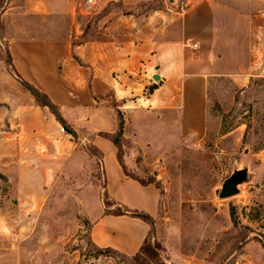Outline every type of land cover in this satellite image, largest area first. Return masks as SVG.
Masks as SVG:
<instances>
[{"label": "rangeland", "instance_id": "1", "mask_svg": "<svg viewBox=\"0 0 264 264\" xmlns=\"http://www.w3.org/2000/svg\"><path fill=\"white\" fill-rule=\"evenodd\" d=\"M75 1L72 22L34 14L27 0H0V264H240L245 252L264 254V77L257 66L264 34L253 29L247 34L238 20L245 12L264 14V0H249L247 10L236 0ZM202 1L218 13V28L207 34L196 29ZM187 17L192 18L182 39L189 49L187 75L199 76L205 62L213 69L193 108L149 110L140 102L131 111L118 110L121 105L105 96L116 111L118 129L111 139L126 175L153 182L161 195L159 216L152 221L155 238L151 230L132 260L89 242L92 208L79 202L88 173L81 187L65 171L39 184L38 172L62 171L69 153L57 160V147L66 149L74 139L14 76L7 46L16 40L63 39L70 29L77 44L104 40L105 33L110 43L178 42L180 22ZM237 73L244 77L235 78ZM149 87L141 98L152 92ZM196 114L199 129H190ZM84 141L80 148L94 154ZM30 163L38 169L30 170ZM242 169L249 182L236 195L219 199L215 192Z\"/></svg>", "mask_w": 264, "mask_h": 264}, {"label": "crops", "instance_id": "2", "mask_svg": "<svg viewBox=\"0 0 264 264\" xmlns=\"http://www.w3.org/2000/svg\"><path fill=\"white\" fill-rule=\"evenodd\" d=\"M27 2L30 11L38 15H57L73 22L77 14L75 0ZM236 2L247 10V2L250 1ZM195 17L199 31L207 34L218 28L215 7L204 1L198 3ZM191 19L187 17L181 20L182 37L178 42L145 40L138 43H110L105 33L104 40L77 44V33L71 29L63 39L8 42L7 57L12 70L19 76L18 80L48 99L64 123L65 130L74 139L67 141L66 149L57 147L56 159L69 153L62 171L42 170L38 172L37 180L41 186H45L65 171L74 185L81 187L83 173L89 174L90 182L83 183L79 202L82 207L92 208L87 236L96 248L134 257L149 236L151 225L138 217L118 216L112 212L116 206H120L156 220L161 201L160 190L155 185H142L124 173V163L118 157V150L110 140L101 136H112L118 129L116 111L105 96L110 94L114 103L121 105L117 107L118 110L131 111V108L139 107L140 102L148 104L149 110L162 107L183 109L186 104L187 109L190 104L193 108V100L207 87L208 76L213 69L205 62L199 76L187 75L189 49L182 39L188 37ZM238 20L245 22L247 34L252 29L264 34V14L245 12ZM214 44L216 50V40ZM238 52L236 50V54ZM248 54L245 53L246 62ZM257 66L259 75L264 77V55ZM157 68L161 76L159 84L151 79L157 73ZM242 77L244 74L235 75V78ZM147 86L155 88L146 98H141ZM188 114L189 111L186 117ZM197 116L200 117V114ZM199 117L190 129H199ZM84 139L94 154L80 148ZM27 167L35 171L38 164L30 163ZM104 201L110 205L109 208H105ZM248 246L249 243L244 248ZM245 253L242 255L245 262L240 264H264L263 253L258 252L256 256ZM249 259L253 262H248Z\"/></svg>", "mask_w": 264, "mask_h": 264}, {"label": "water", "instance_id": "3", "mask_svg": "<svg viewBox=\"0 0 264 264\" xmlns=\"http://www.w3.org/2000/svg\"><path fill=\"white\" fill-rule=\"evenodd\" d=\"M175 0H170L169 3L173 4ZM157 73L153 74L151 76L152 81L155 84H159L160 80H161V76L159 73V69H156ZM29 90L38 98V100L42 103V105H44V107H47L55 116L56 120L58 121V123L64 128L66 129L64 123L62 122V120L59 118L56 110L44 99L42 98L35 90H33L32 88L28 87ZM156 173H154L155 175ZM251 179L250 174L248 173L247 169H242V170H238L235 171L234 173H232V175H230L222 184L221 189L216 191V195L218 196L219 199H225V198H229L231 196H234L238 193V187L242 184L248 183L249 180ZM151 230H152V240H154L155 238V232H154V228L153 226H151Z\"/></svg>", "mask_w": 264, "mask_h": 264}, {"label": "trees", "instance_id": "4", "mask_svg": "<svg viewBox=\"0 0 264 264\" xmlns=\"http://www.w3.org/2000/svg\"><path fill=\"white\" fill-rule=\"evenodd\" d=\"M8 56V55H7ZM7 61H8V65H9V67L11 68V65L9 64V60H8V57H7ZM11 70H12V68H11ZM13 71V73H14V76L17 78V79H19V76L14 72V70H12ZM31 88V87H30ZM155 87H151V91L154 89ZM34 90V89H33ZM42 98H44L54 109H55V107L48 101V99L44 96V95H41L40 93H38ZM44 106V105H43ZM67 133H69L68 131H66ZM115 134H117V132L115 133ZM102 137H104V138H106V139H108V140H110L111 142H112V144L116 147V149L118 150V146H117V143L114 141V140H112L111 139V136H109V135H105V134H102L101 135ZM124 173H125V171H124ZM128 176V175H127ZM130 178H132V177H130ZM133 179H135V178H133ZM136 181H138L140 184H142V185H149V184H152V185H155L153 182H149V183H145V182H142V181H139V180H137V179H135ZM156 186V185H155ZM156 188L157 189H159V187L158 186H156ZM104 206H105V208H109V204L108 203H106L105 201H104ZM115 211H113L112 213L114 214V215H118V216H121V215H130V216H134V217H138L139 219H141L142 221H144V222H146L147 224H149V225H153L152 224V219L149 217V216H147V215H144V214H140V213H136V212H130V211H128L127 209H125L124 207H120V206H116L115 207ZM149 235H150V233H149ZM142 249H143V246H142V248L140 249V252L138 253V254H136L134 257H131V259L132 260H137V258L139 257V254L142 252ZM147 252H148V254H149V256H152V255H154L153 254V250L152 249H148L147 250Z\"/></svg>", "mask_w": 264, "mask_h": 264}, {"label": "built area", "instance_id": "5", "mask_svg": "<svg viewBox=\"0 0 264 264\" xmlns=\"http://www.w3.org/2000/svg\"><path fill=\"white\" fill-rule=\"evenodd\" d=\"M88 3L89 4H95V2H93V0H88ZM197 47V45H194V48H196ZM248 264H252V263H248Z\"/></svg>", "mask_w": 264, "mask_h": 264}]
</instances>
